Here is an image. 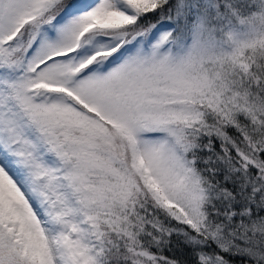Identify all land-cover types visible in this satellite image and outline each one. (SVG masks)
Wrapping results in <instances>:
<instances>
[{"label": "snow or ice", "instance_id": "snow-or-ice-1", "mask_svg": "<svg viewBox=\"0 0 264 264\" xmlns=\"http://www.w3.org/2000/svg\"><path fill=\"white\" fill-rule=\"evenodd\" d=\"M0 264H264V0H0Z\"/></svg>", "mask_w": 264, "mask_h": 264}]
</instances>
